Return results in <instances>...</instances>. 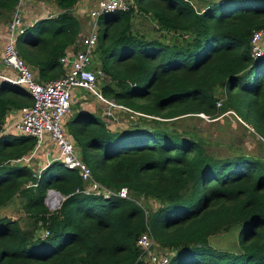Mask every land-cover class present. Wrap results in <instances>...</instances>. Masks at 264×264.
I'll list each match as a JSON object with an SVG mask.
<instances>
[{
  "label": "trees",
  "instance_id": "16d2710c",
  "mask_svg": "<svg viewBox=\"0 0 264 264\" xmlns=\"http://www.w3.org/2000/svg\"><path fill=\"white\" fill-rule=\"evenodd\" d=\"M53 1L57 15L23 25L16 37L18 53L40 81L63 74L60 58L81 33L73 14L78 0ZM134 1L135 8L98 17L96 54L109 79L102 95L136 119L116 129L101 115L78 110L66 121L93 178L113 192L125 187L132 197L87 194L78 171L58 161L41 171L14 163L36 140L4 132V120L32 97L3 81L0 207L17 195L29 221L23 228L0 217V264H149L136 245L146 231L168 251V264H264V156L215 157L202 137L166 125L233 110L264 142V42L258 53L251 43L254 32L264 31V0H217L201 11L191 0ZM20 3L0 0V24ZM135 10L150 15L162 33L183 38L166 42L134 31ZM49 190L63 196L54 211L44 202ZM140 197L157 207L143 208ZM234 226L237 251L210 244L211 235Z\"/></svg>",
  "mask_w": 264,
  "mask_h": 264
},
{
  "label": "built area",
  "instance_id": "2783aa9c",
  "mask_svg": "<svg viewBox=\"0 0 264 264\" xmlns=\"http://www.w3.org/2000/svg\"><path fill=\"white\" fill-rule=\"evenodd\" d=\"M22 1V0H20ZM21 4V3H20ZM20 4L12 20L6 22L5 41L2 48L1 60L12 71V75L0 69V84L3 81L18 84L24 87L32 97V103L24 106L17 113H8L3 124V131L18 135L31 136L36 144L44 141L49 135L58 151L56 158L64 168L77 170L84 181V192L107 197L117 194L121 197H132L130 191L122 187L117 192L103 186L96 181L90 168L82 160L79 150L65 128L66 118L70 113L72 100L76 90H87L96 95L101 101L108 104V117L113 118L111 108L130 111L125 106L112 99L104 97L98 90V84L106 79L96 56L98 46V17L110 11H127L135 8L134 0H98L94 9L88 13L90 17L88 31L81 35L73 51H66L60 58L63 74L48 81H40L34 69L20 56L16 46V37L22 30ZM264 31L253 33L251 43L255 53L259 52L260 39ZM204 117V114H200ZM49 190L44 202L50 206ZM59 196V195H58ZM59 200L51 208L59 207ZM45 204V205H46ZM56 208V209H57ZM136 245L142 250L140 257L149 264H168L170 256L165 249L160 248L149 232L141 233L136 239Z\"/></svg>",
  "mask_w": 264,
  "mask_h": 264
},
{
  "label": "rangeland",
  "instance_id": "374dc122",
  "mask_svg": "<svg viewBox=\"0 0 264 264\" xmlns=\"http://www.w3.org/2000/svg\"><path fill=\"white\" fill-rule=\"evenodd\" d=\"M215 1L217 0H212V1L194 0L192 1V3L196 6V8L199 11H201L204 9L206 5ZM94 6H92L88 10L87 12L88 18H90L88 16V13L94 9ZM132 25L134 31L138 33L146 34L148 36L161 38V40L166 42L167 41L173 42V40H175L176 38H179L178 41H180V39L183 38L181 36L172 35L171 33H167V34L162 33L157 29V25L154 23L150 15L148 14L146 15L145 13L139 11H136L134 13ZM260 41L264 42V33ZM3 45H4L3 42L2 43L0 42L1 53H2ZM95 58H97V54ZM108 82L109 79L106 78L102 80L100 84H98L97 88L99 92H101V85L106 84ZM83 91L85 92L83 95L77 94L76 97L73 98L71 104V110L66 118V121L76 111V109L79 107L81 102L83 105V106L80 105L81 107L91 106V108L95 112L106 115V113L103 112L108 109L109 105L103 103L96 95H94L90 91L87 90H83ZM84 96L87 98L84 99L83 98ZM111 111L113 117L115 116L117 118L113 122H111L109 118L105 119L108 123V127H112V128L116 127V129H125L127 127L128 121L136 119V116L130 114V112L126 110L111 108ZM167 123L168 124L166 125L170 126L175 131L193 132L199 137H202L205 140L206 151L209 154L214 155L215 157H223L233 152L264 156V142H262L263 139L253 130V128L249 123L243 121L233 110H230L214 119H210L207 116L202 117L200 116V114L199 115L196 114V116L195 115L182 116L180 119H176L175 121H168ZM65 128H66V122H65ZM43 151L44 150H42V152ZM39 153H41V146L35 147L28 155H26L23 158L15 160L14 163L16 162L18 164H26L27 166H30L31 168L37 171L42 170L44 167L39 169L41 166L38 167L33 163V158L37 157ZM57 157H54L53 159L55 160H51L49 162L58 161L56 159ZM55 195L57 194H54L52 196ZM137 202L145 209H149V208L155 209L157 207V202L154 199L140 197L138 198ZM46 206L50 211H54L57 208V207L51 208L48 204H46ZM1 216L17 219L19 224L23 228L28 227L29 219L21 206V200L17 195L7 205L0 207V217ZM37 231H38L37 233L40 234V236L42 235V237L46 235L45 230L43 231L39 229ZM238 231H239L238 226H234L227 232H217L214 235L210 236L209 242L217 250L235 252L239 248L237 241ZM166 252L168 253L167 250Z\"/></svg>",
  "mask_w": 264,
  "mask_h": 264
},
{
  "label": "crops",
  "instance_id": "0c3cea01",
  "mask_svg": "<svg viewBox=\"0 0 264 264\" xmlns=\"http://www.w3.org/2000/svg\"><path fill=\"white\" fill-rule=\"evenodd\" d=\"M97 1L98 0H78V2L74 6L73 14L81 21L80 37H81V35L85 34L88 31V27H89L88 24H89L90 18L87 17V12L92 6H94L97 3ZM192 1H194V0H192ZM196 1H199V0H196ZM201 1H212V0H201ZM59 11H60L59 7L57 6V4L53 0H46V1H43V0L42 1H39V0H22L21 4H20V9H19V13H20V17L22 19V23H23V25H26V26L34 25L41 18L53 17V16L57 15ZM5 24L6 23L0 24V42L1 43L3 42V44H4L6 29H7ZM76 45H77V42L74 45L69 46L66 51H73L74 52L75 50L78 49V48L74 49V48H76ZM0 55H1V50H0ZM0 69L2 70V72L5 71L9 75L13 74L12 71L9 70L3 64L2 60H1V56H0ZM35 73H36V71H35ZM100 83L101 82H99V84ZM84 93L85 92L83 90L77 89L74 97H76L77 94L83 95ZM83 98L86 99L87 97L84 96ZM80 105H82V102ZM80 105L76 109V111L87 110V111L99 114V113L95 112L91 108V106L90 107L89 106L81 107ZM18 111H19V109L9 111L8 113L14 114V113H17ZM103 113H106V111H104ZM99 115L104 117V119L109 118V120L111 122L115 121V119L117 118L114 116L112 119V118L108 117L107 114L106 115L99 114ZM66 130H67V128H66ZM37 146H41V153H39L37 155V157L33 158V163L38 167L41 166L39 169H41L42 167H45L48 163H50L49 161L55 160L53 158L57 157L59 154L55 145L53 144L51 138L49 137V135H46L43 142L35 145V147H37ZM42 150H44L45 152L44 151L42 152ZM39 151H40V149H39Z\"/></svg>",
  "mask_w": 264,
  "mask_h": 264
},
{
  "label": "bare ground",
  "instance_id": "6f19581e",
  "mask_svg": "<svg viewBox=\"0 0 264 264\" xmlns=\"http://www.w3.org/2000/svg\"><path fill=\"white\" fill-rule=\"evenodd\" d=\"M53 193H55V191H51L50 194H49V198H48L49 202H51V203H50V206L55 205L56 201H57L58 198H59L58 195L52 196L51 194H53ZM55 194H56V193H55Z\"/></svg>",
  "mask_w": 264,
  "mask_h": 264
},
{
  "label": "water",
  "instance_id": "95a60500",
  "mask_svg": "<svg viewBox=\"0 0 264 264\" xmlns=\"http://www.w3.org/2000/svg\"><path fill=\"white\" fill-rule=\"evenodd\" d=\"M12 18H13V16L10 17V20H12ZM53 191H55V190H53ZM55 193L60 196V200H59V206H60L61 201L63 200V196L58 191H55Z\"/></svg>",
  "mask_w": 264,
  "mask_h": 264
},
{
  "label": "clouds",
  "instance_id": "9594fccd",
  "mask_svg": "<svg viewBox=\"0 0 264 264\" xmlns=\"http://www.w3.org/2000/svg\"><path fill=\"white\" fill-rule=\"evenodd\" d=\"M111 118V117H110ZM113 119V118H112Z\"/></svg>",
  "mask_w": 264,
  "mask_h": 264
}]
</instances>
